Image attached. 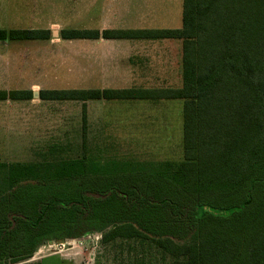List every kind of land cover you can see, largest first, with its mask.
I'll return each instance as SVG.
<instances>
[{
    "label": "trees",
    "instance_id": "obj_1",
    "mask_svg": "<svg viewBox=\"0 0 264 264\" xmlns=\"http://www.w3.org/2000/svg\"><path fill=\"white\" fill-rule=\"evenodd\" d=\"M47 35L41 31L0 30V40L46 39ZM100 38L179 40L181 85L157 89L41 91L39 98L84 104L101 100L181 101L183 160L174 171L176 175L143 177L149 180L148 187L159 188L160 192L169 191L168 181L175 180L170 184L172 189L196 202L189 212L196 227L189 244L179 245L168 238L151 240L173 257L171 264H264V0H183L178 29L62 32L64 40ZM26 97L30 99L32 92H0V100ZM85 107L82 106L83 111ZM81 160L62 163L58 175L67 180L84 175L86 166ZM34 170V167L11 170L12 184L36 180ZM56 181L51 182L53 187ZM41 186L19 189L35 190ZM41 194L31 199V203L42 199ZM72 195L63 191L50 197L53 200L43 207L37 234L29 232V225L37 224V220H32L38 215L37 209L32 204L29 211L23 207L25 221L20 219L18 227L8 234L11 242H17L13 240L16 238L21 239V244L14 248L12 244L4 246L5 240L0 241V264L9 259L17 263L29 255V240L43 236L44 227L55 220L57 209L52 204L66 200L64 214H73L75 205L79 208L81 204ZM159 196L153 195L157 199ZM168 204L175 206L172 200ZM124 206V198L113 196L94 203L93 222L104 212L112 216L114 224L113 230L103 235V243L148 239L147 234L159 238L168 235L150 226L155 222L150 220L157 206H143L140 219L135 216L122 221Z\"/></svg>",
    "mask_w": 264,
    "mask_h": 264
},
{
    "label": "rangeland",
    "instance_id": "obj_2",
    "mask_svg": "<svg viewBox=\"0 0 264 264\" xmlns=\"http://www.w3.org/2000/svg\"><path fill=\"white\" fill-rule=\"evenodd\" d=\"M171 2V6L163 5L161 9L158 7V15L168 16L164 19L160 16L157 19L150 18L139 26L180 28L182 0ZM166 3L169 4L168 1ZM169 10L170 13H167ZM173 42L181 45L179 40ZM66 47L67 64L65 71H60L59 89L103 88L104 86L87 84L97 81L90 79L88 70L70 68L75 65V54L70 51L74 44H66ZM178 61L180 74L179 50ZM175 84L173 88L179 87L181 79H177ZM19 86L21 85L16 87L20 88ZM85 103L66 102L65 133H46L42 126L50 119L42 118V115L36 113L27 118L19 117L18 126L14 123L10 128L3 125L0 127V241L5 240L4 246L12 244L15 248L21 244V239L14 238L17 242H11V235L8 234L18 227L20 219L25 221L23 207L29 211L32 204L37 209L38 215L35 219L32 218L33 221L37 220V224L34 226L32 222L29 225V232L32 230L37 234L40 229L36 227L39 226L43 207L53 200L50 198L53 194L60 195L63 191L65 194H74L72 196L81 204L79 208L74 203L71 205L76 207L73 214H64L63 205H66V200H61L58 205L52 204L57 209L55 220L44 227L46 233L43 236L29 240V255L21 257L17 263H12L9 259L4 264H171L173 257L151 239L168 238L179 245L191 243L196 222L189 212L196 202L172 189L170 184L175 180H171V183L168 181L169 191L160 192L159 188L152 189L151 185L148 187L149 180L143 176L176 175L174 171L183 160L182 102ZM83 105L86 106V111H83ZM83 114L86 115L85 121ZM1 121H5L3 117ZM26 122L32 124L33 128H29ZM82 158L84 159L81 160ZM76 160L85 163L86 173L69 180L61 178L58 169L64 165L62 163ZM18 167H34L36 180L12 184L13 174L10 172ZM54 180H57L55 187L51 184ZM28 185L42 186L35 190L29 187L19 189ZM51 186L52 189L47 188ZM41 193L44 197L37 199L36 204L31 203V199ZM154 194L161 198L153 197ZM112 196L126 201V206L121 210L122 221L135 216L140 219L142 215L139 211L143 206H157L156 214L150 220L155 222L148 223V226L150 224L154 231L168 235L159 238L147 234L148 239H115L103 243V235L113 230L112 216L102 212L98 214L97 222H93L92 211L94 203ZM171 200L174 201L175 208L168 204ZM135 228L138 229L137 226ZM141 232L146 234L143 230Z\"/></svg>",
    "mask_w": 264,
    "mask_h": 264
},
{
    "label": "crops",
    "instance_id": "obj_3",
    "mask_svg": "<svg viewBox=\"0 0 264 264\" xmlns=\"http://www.w3.org/2000/svg\"><path fill=\"white\" fill-rule=\"evenodd\" d=\"M167 1L170 5L166 3ZM171 1L0 0L1 31L48 33L46 39L0 40V92H32L30 99L26 97L25 100H0V127L3 125L10 128L14 123L18 126L19 117L27 118L30 114L36 113L42 115V118L50 119L46 120V124L42 126L46 133H65L66 101L42 100L39 98V93L62 91L59 89L60 71L66 69V44L69 46L74 44L70 51L75 54L76 59L75 65H71L70 68L79 71L88 70L90 79L97 81L87 84L104 86L96 89L173 88L172 86L176 85L175 81L181 79V73L178 72L180 68L178 50L181 56V45L178 46L173 42L174 40L62 39V32L68 30L99 32L162 30L161 28H141L142 26L139 25L150 18L157 19L158 16L164 19L168 15H158V7L161 9L163 5L171 6ZM150 6L157 10L149 8ZM167 13H170V10ZM17 85H21L20 88H17ZM101 101L104 103H157L165 100L157 102ZM39 110L41 111L37 112ZM2 117L4 122L1 121ZM12 117L13 120H11ZM26 123L29 128H33L32 124ZM33 130L32 132H35Z\"/></svg>",
    "mask_w": 264,
    "mask_h": 264
},
{
    "label": "water",
    "instance_id": "obj_4",
    "mask_svg": "<svg viewBox=\"0 0 264 264\" xmlns=\"http://www.w3.org/2000/svg\"><path fill=\"white\" fill-rule=\"evenodd\" d=\"M34 96H36V93H34Z\"/></svg>",
    "mask_w": 264,
    "mask_h": 264
},
{
    "label": "flooded vegetation",
    "instance_id": "obj_5",
    "mask_svg": "<svg viewBox=\"0 0 264 264\" xmlns=\"http://www.w3.org/2000/svg\"><path fill=\"white\" fill-rule=\"evenodd\" d=\"M82 208V207H81Z\"/></svg>",
    "mask_w": 264,
    "mask_h": 264
}]
</instances>
